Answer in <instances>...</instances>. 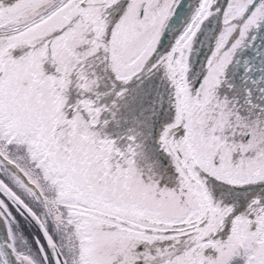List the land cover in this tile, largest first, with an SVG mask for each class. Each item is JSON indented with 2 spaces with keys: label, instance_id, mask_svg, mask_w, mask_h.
I'll return each instance as SVG.
<instances>
[{
  "label": "snow or ice",
  "instance_id": "obj_1",
  "mask_svg": "<svg viewBox=\"0 0 264 264\" xmlns=\"http://www.w3.org/2000/svg\"><path fill=\"white\" fill-rule=\"evenodd\" d=\"M0 264H264V0H0Z\"/></svg>",
  "mask_w": 264,
  "mask_h": 264
}]
</instances>
